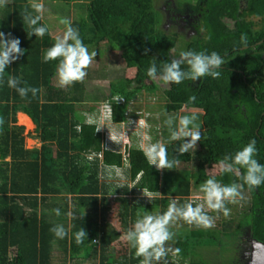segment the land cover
Wrapping results in <instances>:
<instances>
[{"label": "trees", "instance_id": "1", "mask_svg": "<svg viewBox=\"0 0 264 264\" xmlns=\"http://www.w3.org/2000/svg\"><path fill=\"white\" fill-rule=\"evenodd\" d=\"M57 1L52 0V5ZM61 1L73 2L79 11L85 6L76 0ZM179 1L181 9L187 5L200 12L193 38L162 29L163 16L156 0H88L86 14L71 20L88 49L105 42L120 50L126 68L135 71L134 77L120 73L110 81L112 119L120 123L130 117L145 119L150 133L155 134L154 142L164 130L169 159L175 157L179 164L163 171L149 166L137 150L138 144L125 152L107 149V131L95 132L84 124L85 110L97 106L92 102L97 96L88 99L85 81L67 90L58 87V61H43L55 36L44 16L40 23L48 26L51 35H28L32 29L23 23L20 13L25 8L32 11L29 0H12L0 8V31L18 37L25 50L24 56L6 69V76L41 90L36 98L29 93L24 99L6 82L0 84V264H139L134 249L122 252L117 243L136 220L137 212L147 210L148 206L143 208L144 195H155L147 205L158 203L163 212L173 199L183 204L199 193L200 185L211 176L224 184L236 181L234 174L219 171L214 175L212 170L225 155L235 154L253 139L258 149L255 158L264 164V0ZM224 19L231 20L233 26ZM204 34H210L211 39L204 41ZM242 35L247 37V46L240 42ZM145 49H149L147 55ZM187 50L219 53L225 61L220 78L205 77L180 85H166L158 79L162 87L147 76L153 61L159 67ZM143 94L164 101H157L159 114H197L196 123L203 131L195 152L180 155V142L170 141L168 129L157 126L155 114L143 113L139 105L132 109V102ZM117 96L124 102L114 101ZM191 96L196 97L194 102L189 100ZM19 111L34 122L37 134L33 137L40 146H26L25 127L17 124ZM25 114L21 119L30 120ZM87 114L100 120V111ZM77 124L81 132L76 131ZM188 165L192 169H187ZM117 168L127 178L120 182L123 187H118L117 178L109 179L110 171ZM244 192L246 201L228 206L231 217L222 227L204 230L180 222L173 247L180 251L170 264H211V250L206 248H214V260L222 261L219 248L227 246L221 244L223 234L232 238L250 230L253 238L264 243V186L255 190L245 186ZM56 208L61 210L60 216L55 215ZM70 209L74 217L85 213L83 219L69 220L66 214ZM209 214L219 222L220 214ZM57 223L66 228L71 224L70 235L84 228L88 237L80 245L74 238L57 240L50 231ZM240 247L238 243L233 251Z\"/></svg>", "mask_w": 264, "mask_h": 264}, {"label": "clouds", "instance_id": "2", "mask_svg": "<svg viewBox=\"0 0 264 264\" xmlns=\"http://www.w3.org/2000/svg\"><path fill=\"white\" fill-rule=\"evenodd\" d=\"M12 0H0V8L7 7ZM29 7L32 11L25 8L20 15L23 23H26L31 29L28 35H35L43 38L45 35H51L46 24H41L43 20L45 7L40 0H29ZM35 13V15L33 14ZM60 23L65 25V31L61 36L54 38V43L51 47L45 50L43 61H58L56 69L58 87L67 90L76 83H83L88 75V70L92 67L93 60L96 58L95 51L89 52L88 47L83 42L79 29L72 26V21L68 18H61ZM200 33H205V29L201 27ZM204 41L211 39L210 34L203 35ZM241 44L247 46L246 35L241 36ZM147 55L149 49H145ZM25 54V50L21 47V40L14 37L11 32L5 33L0 31V84L7 83V86L14 89L21 98L27 99L29 93L32 98H36L41 91L37 87L27 86L26 82L14 76H6L8 69L15 61H18ZM225 64L224 58L217 52L211 53L207 50L182 51L178 58H173L170 62H165L159 67L153 61L147 69V76L153 81L159 79L164 84L180 85L185 81L196 82L205 77L219 79L221 76L222 65ZM25 85V86H22ZM122 97H114L113 100L120 103ZM195 96L189 97V100L194 102ZM104 111L101 115H107L109 123L123 124L124 122H115L112 119L111 102L104 103ZM103 111V112H104ZM84 124L93 127L95 132L101 131L103 124L94 115L84 114ZM132 118V117H130ZM198 117L196 113L183 114L172 116L169 115L164 121L170 133V141H179L177 152L180 155L189 153L195 150L198 141L202 140V132L199 125L196 123ZM137 126L140 130L144 129L145 136L136 133L139 138L137 150L141 151L146 158L149 166H154L158 171L176 169L179 161L173 157L169 159L168 149L165 143L157 140L153 141L150 134L149 126L145 119L136 117ZM3 120H0V124ZM76 131L81 132L80 124L76 125ZM108 132V131H107ZM148 136V137H147ZM150 137V138H149ZM110 139L105 148L118 150L123 149L125 152L127 147H122L123 144H128L126 139H118L116 136H110ZM113 144L119 145L114 147ZM130 147V146H129ZM258 155L255 139L243 146L235 154H228L219 161L220 172L222 174H234L236 181L229 184L219 182L215 176L206 179L199 188L202 195L189 198L183 204L178 203L173 199L167 209L163 212H137V218L132 226L122 235V239L127 242L130 248L135 250V257L139 259V264H170L169 256H175L180 249H173L172 242H175L177 232L175 229L183 222L189 227L209 230L215 227V218L209 213L223 214L228 217L231 213L229 205H239L245 202V186L249 190H255L264 186V164H261L255 157ZM243 170V171H242ZM115 178L121 182L125 177L121 174L120 169H115ZM111 171L109 179H112ZM239 181V182H237ZM120 183L118 187H123ZM131 186L130 188H132ZM152 202L154 197L147 195ZM56 216L61 215V210L56 208L53 210ZM69 220L73 218L83 219L85 213L79 217H74L73 211L70 209L67 212ZM71 224L66 228L64 224H54L50 231L57 240L70 241L74 238L75 243L80 245L88 237V233L84 228L71 232ZM258 241L252 242L253 251L246 253L251 255V264H264V249L260 247Z\"/></svg>", "mask_w": 264, "mask_h": 264}, {"label": "rangeland", "instance_id": "3", "mask_svg": "<svg viewBox=\"0 0 264 264\" xmlns=\"http://www.w3.org/2000/svg\"><path fill=\"white\" fill-rule=\"evenodd\" d=\"M52 0H40V2H42L44 4L45 7V12H44V17L47 19L48 22L47 25L50 27L52 35L53 36H61L63 34V32L65 31V25L60 23V19L61 18H68L70 20H74L77 19L78 17L81 18L82 16H84L86 14L87 11V5L85 4L88 0H76L77 3H80V5H85L84 7H82V9L79 11V8L77 6H75V4L73 2H67V4L61 0L57 1L59 4L57 5L56 2V6H53L52 4L55 3H51ZM157 1V7L159 6V10L163 11V2L164 0H156ZM65 5V9L63 10V5ZM56 8V9H55ZM69 8H70V16H69ZM164 13V12H163ZM228 26L232 27L233 23L232 22H228ZM174 30V29H172ZM182 31H186L185 29H182ZM182 31H179L181 34L183 33ZM183 36V34H182ZM188 37V36H187ZM95 51L97 53L96 58H94L93 60V64L92 67L88 70V75L85 79V87H86V91L87 93H89L88 95V99H90V97L92 95L97 96V100H93L92 102L95 103L97 106L94 107L91 110L86 109L85 111L89 114H91L92 112H96L99 113L100 111V120L103 124H105L103 126L102 129H104L105 131H108L107 134V139L108 141L111 140L110 136L111 134L116 136V138L120 139H126L128 144H123L122 147H129L132 144H138L139 143V138L136 135V133L138 131H140V134L145 136V131L144 129L140 130L139 127L137 126V124L135 122H137L136 117L130 118L128 121H126L125 123H121V124H115V123H109V121H107V115L102 113H105L104 108L105 106H103L104 103L110 102V100H108V94H109V84L112 78H115L116 76L118 77L120 75V73L122 74H127L128 77H134L135 75V71L133 69H127L126 68V63L124 62V60L121 57V51L120 50H113L111 49L105 42H103L102 44L93 47L92 50L89 49V52ZM111 74V75H110ZM106 75V77L101 79V76ZM100 78V79H98ZM157 83L160 84L163 87V83H160L159 80L157 79ZM161 87V88H162ZM91 101V100H90ZM89 101V102H90ZM157 101H161V103H164L163 100H158L155 96L152 95H146L143 94L142 96L140 95L136 100H134L132 102V109L134 107H137L136 105L142 106L138 109H140V111L144 112H149L150 114H155L154 116L157 118L156 119V123L157 126L159 128H161V126H165L166 129L167 126L164 124L165 119L167 118V116L172 115V116H176V115H181L180 113H161L159 114L160 108L158 106V102ZM124 102V98L122 97V99L120 100V103ZM151 104H150V103ZM91 107H89L90 109ZM149 108V109H147ZM104 111V112H103ZM194 112V109L190 110V112ZM197 110H195L196 112ZM23 116V113L21 114ZM17 118H18V125L24 126L25 127V131L24 134L26 136V146L28 148H33L35 146H40V141L36 138H34L33 136L37 134V130L35 127V124L32 125V123L30 122H24L21 117H20V113L18 112L17 114ZM119 123V122H118ZM25 124V125H24ZM201 132L203 131V128H200ZM162 131V130H161ZM164 130L162 131V133L160 132V138L159 141L161 142H165V133H163ZM153 132H151V136L154 138L155 134H152ZM168 134V133H167ZM148 137V136H147ZM150 138V137H149ZM198 147H196L197 149ZM195 150H191L192 152H195ZM187 169H192L191 165H188ZM220 171V167L219 165H217L213 170L212 173L214 175H217V173ZM122 173V171H121ZM111 175H114L112 179H116L115 178V172L114 170L111 171ZM124 176V173H123ZM125 177V176H124ZM127 178L125 177L123 182H126ZM118 182L120 183L121 181L118 179ZM197 194L199 193H194L190 198L196 197ZM150 195L152 197H155V195L153 194H147ZM202 195V194H201ZM142 196V193H140L138 195V197ZM144 201L146 203V205H142L144 210L145 207L148 206V208H146L147 210H145V212H150V213H156V212H160V204L158 203H152L151 206L147 205L148 203H150L151 201L149 200V198L144 195ZM153 201V200H152ZM112 205L114 206V208L117 207L116 202L114 201L112 203ZM244 209H249V206H244ZM235 213V212H234ZM231 217V214L228 217H224L223 214H220L219 217V222L215 221V225H220L222 227L224 221ZM116 222V220H115ZM181 224H179L177 226V228L175 229V231L177 230H181ZM220 227V228H221ZM223 237L220 239V241H222L221 244H225L227 245L226 247H221L219 248V254L223 253L222 255H220V258L222 261L219 260H214V253L212 252L214 248H206V250H211V259L213 260L211 264H224V261L226 264H229V262H233V263H237V264H246L247 260H243V249H239V251H233V246L238 245L239 239L242 236L241 234L239 235L238 233H235V236H233L232 238L231 235L229 234H223ZM177 239V237H176ZM232 239V240H231ZM176 241V240H175ZM175 242L171 243V246L174 247ZM117 247H119L121 249L122 252L127 251V249L129 250V245L127 244L126 241H124L123 239L121 240L120 243H117ZM218 250V249H217ZM216 250V251H217ZM174 256H169V260H172ZM251 257V256H250ZM175 258H177V256L175 255ZM241 259V260H240ZM208 260V259H207ZM209 261V260H208ZM243 263H242V262ZM210 262V261H209Z\"/></svg>", "mask_w": 264, "mask_h": 264}, {"label": "flooded vegetation", "instance_id": "4", "mask_svg": "<svg viewBox=\"0 0 264 264\" xmlns=\"http://www.w3.org/2000/svg\"><path fill=\"white\" fill-rule=\"evenodd\" d=\"M162 5L163 11L160 10V12L163 16V23L161 27L166 33L177 32L178 34H181L179 31L185 29L186 31H182L185 38L190 39L197 35L195 30L197 28L196 25L200 12H196L193 8L185 4H183L185 5V8L181 9L179 0H164ZM252 242L253 236L250 230H247V233L242 235L240 237V242H238L240 243L241 250L243 249V260H247L246 264H251V255H246V253H251L253 251Z\"/></svg>", "mask_w": 264, "mask_h": 264}, {"label": "crops", "instance_id": "5", "mask_svg": "<svg viewBox=\"0 0 264 264\" xmlns=\"http://www.w3.org/2000/svg\"><path fill=\"white\" fill-rule=\"evenodd\" d=\"M224 21L227 23V24H229L228 22H232L231 20H229V19H224ZM233 23V22H232ZM19 113H23V112H21V111H19ZM23 114H25V113H23ZM25 115H27V114H25ZM28 116V115H27ZM21 118H23L22 116H21ZM28 118L30 119V120H28V119H26V118H24V119H26V120H24V122H31L32 123V125H34V122L32 121V119L28 116ZM25 125V124H24Z\"/></svg>", "mask_w": 264, "mask_h": 264}, {"label": "water", "instance_id": "6", "mask_svg": "<svg viewBox=\"0 0 264 264\" xmlns=\"http://www.w3.org/2000/svg\"><path fill=\"white\" fill-rule=\"evenodd\" d=\"M195 32H197V30H195ZM253 241L261 242V243H260V247H261L262 249H264V243H263L262 241H259V240L255 239V238H253Z\"/></svg>", "mask_w": 264, "mask_h": 264}]
</instances>
